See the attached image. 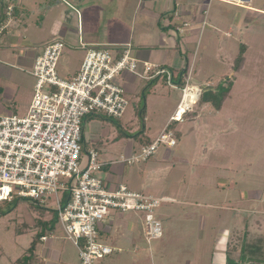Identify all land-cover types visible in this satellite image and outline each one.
I'll return each mask as SVG.
<instances>
[{
	"label": "rangeland",
	"instance_id": "374dc122",
	"mask_svg": "<svg viewBox=\"0 0 264 264\" xmlns=\"http://www.w3.org/2000/svg\"><path fill=\"white\" fill-rule=\"evenodd\" d=\"M0 1L3 17L10 0ZM26 1H30L26 6L32 12L23 15L28 27L18 33L16 47L0 46V59L10 65L12 73L10 82L0 76V86L8 84L15 89L20 106L8 105L6 114L1 115H27L35 84L29 61L33 62L41 44L53 35L51 29L59 15L71 11L67 0ZM58 1L59 9L48 11ZM251 5L264 10V0H253ZM207 18L219 29L214 32L208 26L198 45L191 83L199 85L203 93L195 106L197 120L186 123L188 129L196 123L194 132L178 137L179 145L171 150L174 167L162 172L167 164L161 159L153 163L164 150L167 152L162 147L147 163L115 165L125 168L123 182L132 190L155 197L170 192L176 197V203L164 202L155 211L162 220L163 237L149 243L140 220L124 213L123 221L136 228L135 237L142 248L138 254L117 251L103 264H228V257L243 264L253 251L257 258H264V11L249 12L214 1ZM237 22L240 29H236ZM68 47L60 73L76 68L84 55V51ZM242 48L245 64L237 71ZM24 57L28 62L22 64ZM165 81L160 80L159 91L171 93L172 100L179 102L183 90L172 89ZM127 98L129 107L120 119L102 113L86 118L91 128L87 134H94L93 126L102 140L98 150L104 145L99 160L119 161L122 155L130 156L128 146L137 151L139 143L146 141L150 123L142 114L144 95ZM215 103L222 104L221 110ZM164 117L156 115L151 126L159 127ZM95 144L87 142L89 148ZM154 166L160 171L159 179L150 175L149 168ZM140 173L145 174L143 180ZM164 212L171 215L165 217ZM41 235L52 242L48 249L52 255H40L45 264L82 263L79 250L66 236L54 198L46 207L30 199L0 202V264L24 263L27 248Z\"/></svg>",
	"mask_w": 264,
	"mask_h": 264
},
{
	"label": "built area",
	"instance_id": "2783aa9c",
	"mask_svg": "<svg viewBox=\"0 0 264 264\" xmlns=\"http://www.w3.org/2000/svg\"><path fill=\"white\" fill-rule=\"evenodd\" d=\"M12 11L9 6L8 15ZM129 47L117 58L107 49L88 50L76 76L67 80L58 73L65 44L53 39L33 65L34 94L27 115L0 114V202L30 199L46 207L54 198L81 264H103L106 257L121 252L101 240V224L110 211L142 213L147 240L163 237L155 211L170 199L134 192L123 184L110 190L98 176L104 166L99 153L95 149L85 152L83 147L87 117L102 113L120 119L125 114L129 102L116 81L124 72L139 71L147 79L165 75L173 86L176 74L150 62L139 70ZM185 83L172 121L182 122L200 100L201 89L190 85L189 77ZM177 145L174 132L166 128L138 153L122 156L118 163H144L160 147Z\"/></svg>",
	"mask_w": 264,
	"mask_h": 264
},
{
	"label": "crops",
	"instance_id": "0c3cea01",
	"mask_svg": "<svg viewBox=\"0 0 264 264\" xmlns=\"http://www.w3.org/2000/svg\"><path fill=\"white\" fill-rule=\"evenodd\" d=\"M13 1L15 4L12 3L11 0L8 2L9 4L7 5L6 12H4V16L2 17L0 15V40H2L0 46H3L4 48L7 46H17V39L19 38L18 33L28 27V23L25 24L23 15L25 13H32L31 9L27 8L26 6L27 2L30 1ZM67 1L71 2L73 6L79 9L80 14L78 15L71 10L70 14L66 13V15H64V13L59 15V18L55 20L56 22L53 24L51 29L53 35L51 38L47 39L43 44H41V52L39 54L36 53L33 62L31 60L29 61L31 68L35 63V60L42 54L46 44L56 38L62 39L64 42V51L66 46H69V49H75L76 51H84V55L79 60L76 68H66L64 69L66 70L64 73H62V71L60 73L58 69L59 76L67 80H70L76 76L88 50L99 48L107 49L113 54L114 57L117 58L121 55L122 51L127 48V46H130L129 49L131 54L139 61V70H141L143 63L150 62L161 68L172 71L173 74H176L177 76L173 77L172 80L173 86H169L167 84L170 88L175 90H182L186 84L185 80L187 82L188 77L190 85L201 89L199 85H193L191 81L196 62V52L198 51V45L200 44L202 34L204 35L205 33L204 30H206L208 26L213 27L214 32L218 31L219 29L215 25H211L207 18L210 6L214 1H219L220 3H230L239 9L249 12L264 11L260 8H254L251 5L253 0ZM9 6L13 8V11L10 13V15H8ZM60 6L61 3L58 1L54 6H50L48 11L51 12V10L59 9ZM65 17L66 19H64ZM236 26V29H240L241 27L239 22H237ZM228 34H230V32H228ZM64 51L62 57L65 54ZM27 62V59L24 57L22 64ZM67 65H69V63H67ZM8 67L10 68V65L0 59V76H2L6 81L10 82L12 79V73L11 68L9 69ZM190 70L191 74L189 75L188 73ZM166 79L167 77L165 75L147 79L141 77L138 71V73L124 72L116 80L117 84L125 89L126 98L127 95L136 96L137 98H139V95L141 94L144 95L145 107L142 114L148 118L150 123L148 129L145 132L146 141L139 143V149L135 151V146L127 147V151L131 152L130 155L135 154L136 152L138 153L144 145L153 142L166 128L174 132L178 141V145V137L180 139L182 134L187 133V131H189L187 134L191 135L195 130L196 123H193L192 127L189 129L186 123L189 121L195 122L197 120V118H195V110L197 107L196 109L193 107V109L184 116L182 122H174L171 120L180 101L177 102V98L172 100L171 93H167L166 91V93H161L159 91L158 86L160 80L165 81ZM202 93L203 91L201 89V95ZM0 96V114H6L4 112L8 111L6 109L8 105L11 106L12 104L14 106H20L18 105V102L20 101L17 100L16 90L10 88L8 84L4 85L3 87L0 86ZM127 100L129 102L128 98ZM162 114H165L162 124L155 128L151 126V124H153L155 121L154 117L156 115ZM88 130H91V128H89L88 122H85L83 141L84 151L87 152L90 149H95L99 153L100 159V156L105 152L104 145H102V149L98 150V146L102 143V140L99 134L94 131L93 126L92 132L94 134L91 133V135H88ZM90 140L92 143L97 144L89 148L87 142ZM162 148L166 149L167 152L164 150L160 154V158H155L153 163H157L156 161L161 159L162 163L167 164L166 167H163L162 172H167L169 169L171 170L172 167H174V161L171 158V150H173L175 147L168 148L166 146H162ZM162 148L160 147L155 154L157 155ZM155 154L151 159L154 158ZM151 159H149L147 162H149ZM99 161L104 166L102 170L98 172V176L103 180L107 188L114 190L119 185L123 184L128 186L131 191H134L132 190L130 184L123 182L125 168H123V166L115 167V165L123 164L118 163V161H108L103 159ZM149 172L150 175L152 174L155 176V178L159 179L157 176L159 175L160 171H158L155 166L149 168ZM140 175V178L143 180L145 174L140 173ZM228 186H230V184ZM165 194L166 195H162L160 197H167L170 199V202H173L172 204L176 203V197H174L172 193L170 194V192H166ZM128 213L134 214L138 220H140L144 230L143 214L137 212H127L125 214ZM125 214L113 212L109 215L106 221L101 224V240L108 246L116 248L117 250L120 249L122 253L128 251L132 254H135V252L138 254L142 248V245H140V241L135 237L134 230L136 228L134 229L133 225L123 221ZM170 215L171 214H167V212H164L163 214L165 217H169ZM158 220L162 221L159 217ZM41 236L42 237L36 244L35 257L31 259V264H45V261L41 260L40 255L47 258L52 255V252L48 250L52 247V242L48 241L46 236ZM33 242L34 241H32L30 246L27 248L26 253ZM43 244L45 245L43 246L44 249L40 250V246Z\"/></svg>",
	"mask_w": 264,
	"mask_h": 264
},
{
	"label": "trees",
	"instance_id": "16d2710c",
	"mask_svg": "<svg viewBox=\"0 0 264 264\" xmlns=\"http://www.w3.org/2000/svg\"><path fill=\"white\" fill-rule=\"evenodd\" d=\"M244 49L242 48V53L241 55L238 57L237 61H236V65L235 68L237 71H239L241 68H243L244 64H245V56H244ZM229 91L227 92L226 96L223 98L224 100L228 97ZM223 100V101H224ZM215 106L217 108H222V104L220 103H215ZM145 146V145H144ZM9 202V201H7ZM42 236H38L37 238L34 239V242L32 243L31 247L28 249L26 256L23 258V260L25 261L22 264H31V259L35 257V251H36V244L38 243L39 239ZM230 249L232 250V248L229 246V251ZM234 251V250H233ZM242 251L243 253H245L244 248L242 247ZM238 252V251H236ZM248 254V253H246ZM245 255V254H244ZM257 255L254 251L250 254H248V256H250L248 260L244 259L243 260V264H264V258H257ZM252 258V259H251ZM229 259V263L228 264H237V262H234L232 259H230V257H228ZM242 259V258H241ZM240 259V260H241Z\"/></svg>",
	"mask_w": 264,
	"mask_h": 264
},
{
	"label": "water",
	"instance_id": "95a60500",
	"mask_svg": "<svg viewBox=\"0 0 264 264\" xmlns=\"http://www.w3.org/2000/svg\"><path fill=\"white\" fill-rule=\"evenodd\" d=\"M66 3L68 4V7L75 13H77L78 15L80 14L79 9H77L75 6H73V4L69 1H66Z\"/></svg>",
	"mask_w": 264,
	"mask_h": 264
},
{
	"label": "clouds",
	"instance_id": "9594fccd",
	"mask_svg": "<svg viewBox=\"0 0 264 264\" xmlns=\"http://www.w3.org/2000/svg\"><path fill=\"white\" fill-rule=\"evenodd\" d=\"M198 104V103H197ZM184 119V118H183ZM174 122H179V121H174Z\"/></svg>",
	"mask_w": 264,
	"mask_h": 264
}]
</instances>
